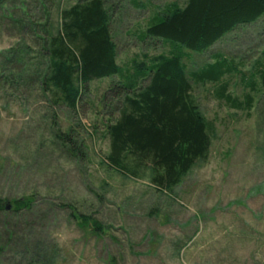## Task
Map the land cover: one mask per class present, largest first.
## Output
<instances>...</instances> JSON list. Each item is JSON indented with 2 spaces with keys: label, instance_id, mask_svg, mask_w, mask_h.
Instances as JSON below:
<instances>
[{
  "label": "rangeland",
  "instance_id": "obj_1",
  "mask_svg": "<svg viewBox=\"0 0 264 264\" xmlns=\"http://www.w3.org/2000/svg\"><path fill=\"white\" fill-rule=\"evenodd\" d=\"M82 1L2 0L0 52L10 58L6 51L16 49L20 64L42 68L60 11ZM103 1L121 68L179 52L160 39L141 38L149 17L170 0L152 1L155 8ZM215 56L232 64L225 77L231 96L241 100L254 79L252 105L233 108L215 97L212 84L192 85L198 112L212 123V141L207 157L171 191L157 190L149 169L133 177L105 163L106 125L122 100L116 77L89 82L73 111L52 104L35 75L4 71L0 198L9 208L0 210V264H27L32 255L24 244L35 242L54 249L45 252L54 257L48 264H264V93L254 74L264 60V15L201 53L188 52L184 63L196 70ZM57 131H70L83 154H67ZM25 197L34 199L30 208L13 212L12 202ZM73 214L89 217L90 225ZM92 220L100 234L92 232Z\"/></svg>",
  "mask_w": 264,
  "mask_h": 264
},
{
  "label": "trees",
  "instance_id": "obj_2",
  "mask_svg": "<svg viewBox=\"0 0 264 264\" xmlns=\"http://www.w3.org/2000/svg\"><path fill=\"white\" fill-rule=\"evenodd\" d=\"M130 1L136 7L155 8L154 0ZM156 11L141 38L160 39L178 47L179 52L156 57L149 64L121 68L104 1L84 0L60 11L59 28L46 40L48 56L42 68L20 64L24 59L16 49L6 51L10 58L0 52V80L4 71L13 72L16 78L35 75L52 104L76 111L89 82L116 77L122 100L117 116L106 125L109 148L105 163L133 177L149 169L151 184L157 190L171 191L198 160L207 157L212 141V123L198 112L191 97L192 85L212 84L220 101L248 109L255 84L251 79L250 92L239 100L229 93L225 78L232 72L231 62L215 56L214 62L187 71L184 59L188 52L207 50L238 25L257 21L264 15V0H185L182 4L174 0ZM256 66L254 74L264 93V60ZM55 138L67 154H83L70 131H57ZM33 201V197L16 199L11 210L29 209ZM7 204L0 198V210L8 209ZM73 216L82 226L90 225L89 217ZM92 224V232L100 234L101 226L94 220ZM32 244V248L24 244L32 255L27 264L54 261L52 254H45L46 250L54 252L51 246Z\"/></svg>",
  "mask_w": 264,
  "mask_h": 264
},
{
  "label": "crops",
  "instance_id": "obj_3",
  "mask_svg": "<svg viewBox=\"0 0 264 264\" xmlns=\"http://www.w3.org/2000/svg\"><path fill=\"white\" fill-rule=\"evenodd\" d=\"M154 1H155V0H154ZM154 1H153V2H154ZM171 1H174V0L166 1L164 4H166V3H168V2H171ZM177 2H178L179 4H182V3H185V0H177ZM164 4H163V5H164ZM152 5H154V4H152ZM163 5H162V6H163ZM154 6H155V5H154ZM162 6H160L159 8H161ZM198 53H201V52H198Z\"/></svg>",
  "mask_w": 264,
  "mask_h": 264
},
{
  "label": "water",
  "instance_id": "obj_4",
  "mask_svg": "<svg viewBox=\"0 0 264 264\" xmlns=\"http://www.w3.org/2000/svg\"><path fill=\"white\" fill-rule=\"evenodd\" d=\"M2 0H0V2H1Z\"/></svg>",
  "mask_w": 264,
  "mask_h": 264
}]
</instances>
